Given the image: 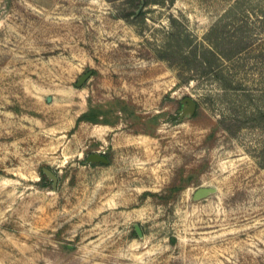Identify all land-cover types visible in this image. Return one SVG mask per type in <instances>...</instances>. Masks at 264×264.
<instances>
[{
  "label": "rangeland",
  "instance_id": "374dc122",
  "mask_svg": "<svg viewBox=\"0 0 264 264\" xmlns=\"http://www.w3.org/2000/svg\"><path fill=\"white\" fill-rule=\"evenodd\" d=\"M152 1L0 0V264H264V0Z\"/></svg>",
  "mask_w": 264,
  "mask_h": 264
},
{
  "label": "water",
  "instance_id": "95a60500",
  "mask_svg": "<svg viewBox=\"0 0 264 264\" xmlns=\"http://www.w3.org/2000/svg\"><path fill=\"white\" fill-rule=\"evenodd\" d=\"M143 6H141L137 13H139L141 10H142ZM90 76V72L86 73L85 75H83L79 81L77 82V86H82L83 83L89 78ZM49 100H51V97L49 98ZM186 101L188 103V108L186 109V111L190 112L191 114H194L195 112V109L197 107V103L195 100H193L192 98H189L187 97L186 98ZM90 159L92 160H99V161H107V158L104 156V155H101V154H92L90 155L89 157ZM214 189L213 188H200L196 193H195V197H199V196H205L207 195L208 193L210 192H213Z\"/></svg>",
  "mask_w": 264,
  "mask_h": 264
},
{
  "label": "trees",
  "instance_id": "16d2710c",
  "mask_svg": "<svg viewBox=\"0 0 264 264\" xmlns=\"http://www.w3.org/2000/svg\"><path fill=\"white\" fill-rule=\"evenodd\" d=\"M143 1V2H142ZM143 3V5H144V7L147 5V4H149V3H151V2H154V1H152V0H140V3ZM144 13V11H143V9L141 10V12H140V14H143Z\"/></svg>",
  "mask_w": 264,
  "mask_h": 264
}]
</instances>
